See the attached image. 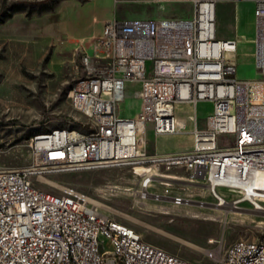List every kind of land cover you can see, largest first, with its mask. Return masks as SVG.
I'll list each match as a JSON object with an SVG mask.
<instances>
[{"label": "built area", "instance_id": "obj_1", "mask_svg": "<svg viewBox=\"0 0 264 264\" xmlns=\"http://www.w3.org/2000/svg\"><path fill=\"white\" fill-rule=\"evenodd\" d=\"M221 1L230 0H191L189 16L114 18L103 25L94 48L82 54L85 76L70 93L73 106L89 118L88 127L100 121L98 134L60 127L36 133L30 165L0 168V264H124L110 247L127 250L131 262L151 257L159 264H196L144 240L76 186H62L60 193L41 189L32 179L36 173L181 166L204 182L219 204H261L264 210V94L254 102L255 80L238 75L240 38L218 36ZM242 1L254 4V62L264 84V0ZM132 82L141 83L134 92L140 103L135 115L122 112ZM203 101L212 108L201 124ZM185 104L196 108L192 146L149 153L148 128L156 135L188 130L178 114ZM159 176L163 184H173L174 178ZM156 178L147 177L142 192L148 193ZM166 194L181 204L183 195L170 189L154 195ZM72 236H79L82 253H73ZM62 242H69L65 261H60ZM231 249H238V258H230ZM243 255H250L248 264H264L261 240L235 241L214 264H240Z\"/></svg>", "mask_w": 264, "mask_h": 264}, {"label": "rangeland", "instance_id": "obj_2", "mask_svg": "<svg viewBox=\"0 0 264 264\" xmlns=\"http://www.w3.org/2000/svg\"><path fill=\"white\" fill-rule=\"evenodd\" d=\"M70 1L0 0V168L30 165V141L36 133L56 127L86 129L90 125L89 118L73 106L70 93L77 80L85 76L82 54L94 48L102 23L92 14L83 18L81 5ZM78 19L88 25H72ZM217 25L219 37L240 38L236 54L238 74H251L247 78L255 80L253 97L263 99V78L255 67L252 41L254 4L221 1ZM84 30L89 31L82 34ZM140 85L130 83L122 112L137 114L140 103L134 92ZM211 108V103L206 104V111ZM178 114L179 119L187 120L188 130L156 135L148 128L149 153L187 150L192 146L193 108L185 104ZM200 123H204L202 110ZM153 175H157V181L143 195L138 190ZM159 175L173 176H166L174 178L173 184H163ZM32 179L36 186L51 193H60L62 186H76L103 211L136 228L144 240L196 264H214L237 240L264 241V210L249 204L218 205L207 185L193 180L185 167L121 165L36 173ZM166 189L186 200L177 204L170 194L159 199L154 195Z\"/></svg>", "mask_w": 264, "mask_h": 264}, {"label": "crops", "instance_id": "obj_3", "mask_svg": "<svg viewBox=\"0 0 264 264\" xmlns=\"http://www.w3.org/2000/svg\"><path fill=\"white\" fill-rule=\"evenodd\" d=\"M69 3L81 5L80 9L82 15H84L83 18L92 14L94 17L100 19L102 24L96 33H102L103 25L114 18L189 16L193 12L191 0H71ZM79 19L74 20L72 25L75 27L78 25L80 27L88 25V23L80 21ZM88 31L84 30L82 34H86ZM238 75L242 78L252 76L245 71H240ZM208 103L206 101L199 103L198 110L200 114L201 110L204 116L209 112V110L206 111V104Z\"/></svg>", "mask_w": 264, "mask_h": 264}, {"label": "bare ground", "instance_id": "obj_4", "mask_svg": "<svg viewBox=\"0 0 264 264\" xmlns=\"http://www.w3.org/2000/svg\"><path fill=\"white\" fill-rule=\"evenodd\" d=\"M74 88L75 85L73 86L71 92H73ZM253 100L254 102L258 103L262 100V97L255 96L253 97ZM75 108L77 109V107ZM193 109H194L193 110V115H194V113L196 112V108L193 107ZM179 120L181 122H184L181 119ZM98 128H100V121H93V127H87L86 129L73 128V130H78V133L80 134H98ZM60 130H71V127H60ZM167 177H173V176L168 175ZM138 191H141L142 193L141 189ZM144 194H147L146 188L143 189V195ZM154 194H160V193H154ZM185 200H186L185 197L179 196V203H183ZM218 205H223V204H218ZM253 207L256 208L257 210H261V204H253ZM71 247L73 253H82L81 240L79 239V236H72ZM261 248H264V241H261ZM68 254H69V242H62V244H60V261H65V259H67L68 257ZM110 254L113 255V257L116 260L124 261V264H159V262H157L155 259H151V257H144V260L139 262L126 261L127 250L119 249L118 247H110ZM221 256H225V251ZM230 258H238V249H231ZM248 263H250V255H243V257L240 258V264H248Z\"/></svg>", "mask_w": 264, "mask_h": 264}]
</instances>
